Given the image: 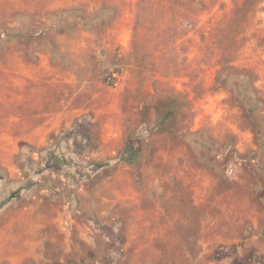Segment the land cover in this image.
<instances>
[{"label":"rangeland","instance_id":"obj_1","mask_svg":"<svg viewBox=\"0 0 264 264\" xmlns=\"http://www.w3.org/2000/svg\"><path fill=\"white\" fill-rule=\"evenodd\" d=\"M0 264H264V0H0Z\"/></svg>","mask_w":264,"mask_h":264},{"label":"trees","instance_id":"obj_2","mask_svg":"<svg viewBox=\"0 0 264 264\" xmlns=\"http://www.w3.org/2000/svg\"><path fill=\"white\" fill-rule=\"evenodd\" d=\"M249 1V0H248ZM144 0H139V3H143ZM239 95H242V93L240 92L239 90ZM164 120L159 122V124L157 123V128H161V125L163 124ZM159 126V127H158ZM134 151H133V148H128L125 149V151L123 150L122 152L119 153L118 157L117 158H126L125 156H127V154H132ZM110 164V161H104V162H94L91 164V166H93L94 168H97V169H103L105 167H107L108 165Z\"/></svg>","mask_w":264,"mask_h":264}]
</instances>
